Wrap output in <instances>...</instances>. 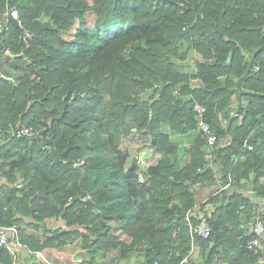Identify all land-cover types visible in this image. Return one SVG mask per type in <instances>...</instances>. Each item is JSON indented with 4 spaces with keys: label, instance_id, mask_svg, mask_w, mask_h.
I'll return each mask as SVG.
<instances>
[{
    "label": "trees",
    "instance_id": "obj_1",
    "mask_svg": "<svg viewBox=\"0 0 264 264\" xmlns=\"http://www.w3.org/2000/svg\"><path fill=\"white\" fill-rule=\"evenodd\" d=\"M11 7L19 25L0 15V174L15 186L0 224H17L21 249L81 237L88 264L112 251L103 264H264V234L245 245L254 215L264 221V0H0ZM196 101L218 135L213 167ZM20 125L37 134L15 135ZM131 130L159 154L143 178L126 166ZM188 210L192 223L207 215V237H191ZM54 214L73 229L23 227Z\"/></svg>",
    "mask_w": 264,
    "mask_h": 264
},
{
    "label": "built area",
    "instance_id": "obj_2",
    "mask_svg": "<svg viewBox=\"0 0 264 264\" xmlns=\"http://www.w3.org/2000/svg\"><path fill=\"white\" fill-rule=\"evenodd\" d=\"M8 14H10L12 17L18 20V11L16 10V8L11 7L7 9L5 12L0 11V15H4L5 17H7ZM254 69L257 70L258 67L254 66ZM193 111L197 121L198 129L201 132L203 138L204 160L206 161V164L208 166L213 167L215 149L218 146L217 132L211 126L210 122L205 119L207 107L204 104L197 101L194 102ZM233 113H235V111H233L232 114ZM232 117L234 116L232 115ZM12 131L17 136H35L37 134L36 130L31 129L30 127L25 125H20L19 127L14 128ZM247 148L250 149L251 146L247 145ZM198 169H200V167ZM229 183L230 181L226 182L223 185V187L228 186ZM189 214H190V210L186 212L185 219L188 221L191 237L193 238L195 236L207 237L211 232V225L207 219V215L200 214L198 222L192 223L191 220H189ZM249 225L251 228V232L253 233V236L248 240H246L245 245L247 248H254L259 243V239L264 234V221L261 219V217L258 216V214H256L254 215V219L250 222ZM243 226L244 225L242 224L241 227ZM0 246H4L8 249L9 253L12 256L13 261L16 259V253L22 248L21 242L18 239V226L16 223H11L8 225L0 224ZM35 255L38 258H42V260L45 263L50 264L45 259V257L42 256L40 251H36ZM76 261L81 262L82 259L77 258ZM153 263L156 264L157 262L154 261ZM121 264H142V263H138V262L131 263V262L123 261Z\"/></svg>",
    "mask_w": 264,
    "mask_h": 264
},
{
    "label": "crops",
    "instance_id": "obj_3",
    "mask_svg": "<svg viewBox=\"0 0 264 264\" xmlns=\"http://www.w3.org/2000/svg\"><path fill=\"white\" fill-rule=\"evenodd\" d=\"M233 111L237 112L236 115L238 114V111L232 108L229 110V114L231 117H232L231 114ZM223 142H224V140L222 139L221 144ZM158 157H159V154H158ZM217 182L218 183H216V184H213V185L211 184L212 189L213 188L216 189L217 186H219L220 181L217 180ZM16 183L20 184V180L16 181ZM14 186H15L14 183H11L10 181L6 180L4 175L0 174V194H1L0 197H3V194L5 193L4 191H6V190H8V188H11ZM221 187H223V186H221ZM23 227L25 228V230L29 234H34L40 238H44L45 234H48L49 231H53L55 229H65V230L66 229H73V226H67L65 220L63 218H61L60 216H57L55 214L45 218L40 223L32 222V224L30 223V224L25 225ZM80 227L81 226H77L78 229ZM84 243H85V240H83L81 237H76L73 240L66 242L62 246H58V247L57 246H48V247H44L43 249L37 250V251H40L42 256H44L45 259L50 264H88L87 263L88 255L86 254V248L83 247ZM18 252H19L18 253L19 257L16 256V259L13 261L12 264H28L31 261H37L39 264H47L42 260V258H38L35 255L36 251L33 254H30L29 251H26L24 249H20ZM111 253H109L105 256L97 255L95 262L92 264H102V260H100V258L108 257V256L110 257ZM86 255H87V257H86ZM112 257H111V259H112ZM77 258H81L82 261L77 262L76 261ZM133 258L134 257H131L130 259H127V260H121L120 259L116 262H118V264H121L123 261L130 262L129 260H132ZM104 261L106 262L107 260H104ZM220 264H223V263H220Z\"/></svg>",
    "mask_w": 264,
    "mask_h": 264
},
{
    "label": "rangeland",
    "instance_id": "obj_4",
    "mask_svg": "<svg viewBox=\"0 0 264 264\" xmlns=\"http://www.w3.org/2000/svg\"><path fill=\"white\" fill-rule=\"evenodd\" d=\"M90 4L93 3L96 0H87ZM95 13L93 11H88L85 13V20L86 23L88 24L89 27L92 26L94 20H95ZM41 19H47L45 16H43ZM78 25V20H76L74 22V24L70 27L69 30L67 31H63L62 33H60L61 37L64 38L65 40H69L73 37L74 35V31L77 28ZM195 58H199V55H197L194 52H190L189 58L187 60V65L188 67L191 69L194 66V61L193 60ZM197 80L192 81V83H196ZM234 100V99H233ZM235 101V100H234ZM236 111L235 113H233L232 115L235 116L236 115ZM173 137L175 138V141H178L179 146L180 145H187L189 143V140L184 136L183 139H181L183 136L182 135H173ZM147 133L145 134H140L137 133L134 130H131L129 133H127L124 137V140L122 142V146L126 147V150L129 152V156L126 160V166H128L129 164H131L132 162H134L135 164H138L140 166L139 168V176L140 178H143L144 176H146V167L151 164V163H155L156 160L158 159V153L154 152L153 150H150V148L147 145ZM181 140H183L181 142ZM106 160H113L115 158V155L113 153H111L109 156L105 157ZM208 189L203 190L202 195L203 197L207 195L208 193ZM115 255V251H112V253L110 254V257H102L100 258V260H102V264L103 262H105L104 260H109V258L111 259V257ZM131 263H136L137 261L133 258L132 260H129ZM115 264H118V262H116Z\"/></svg>",
    "mask_w": 264,
    "mask_h": 264
},
{
    "label": "water",
    "instance_id": "obj_5",
    "mask_svg": "<svg viewBox=\"0 0 264 264\" xmlns=\"http://www.w3.org/2000/svg\"><path fill=\"white\" fill-rule=\"evenodd\" d=\"M7 19L11 22V23H13V24H15V25H19V21L16 19V18H14V17H12L10 14H8L7 15ZM229 59V57H227V60ZM1 198V200L3 199V197H0Z\"/></svg>",
    "mask_w": 264,
    "mask_h": 264
}]
</instances>
